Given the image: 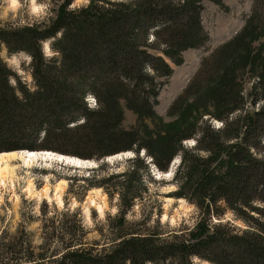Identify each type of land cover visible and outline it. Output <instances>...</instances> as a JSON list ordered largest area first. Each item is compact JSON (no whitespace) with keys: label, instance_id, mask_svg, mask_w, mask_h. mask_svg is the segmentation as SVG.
Here are the masks:
<instances>
[{"label":"trees","instance_id":"trees-1","mask_svg":"<svg viewBox=\"0 0 264 264\" xmlns=\"http://www.w3.org/2000/svg\"><path fill=\"white\" fill-rule=\"evenodd\" d=\"M50 1L53 18L0 23V154L135 156L122 172L84 180V191L102 188L117 198L118 212L97 228L98 240L87 239L79 211L43 214L40 245L25 227L1 234L0 264H264V0H252L241 29L202 58L171 103L169 123L156 110L162 88L183 54L209 41L205 3L225 7L224 0ZM4 53L27 57L30 81ZM243 70L256 77L247 97ZM201 94L209 100L190 102ZM121 101L137 127L122 128ZM177 156L173 195L194 205L200 220L163 237L147 227L158 203L147 182L157 184L152 169L167 172ZM144 203L148 215L129 222ZM228 213L244 227L223 221Z\"/></svg>","mask_w":264,"mask_h":264},{"label":"rangeland","instance_id":"rangeland-1","mask_svg":"<svg viewBox=\"0 0 264 264\" xmlns=\"http://www.w3.org/2000/svg\"><path fill=\"white\" fill-rule=\"evenodd\" d=\"M86 2V0H76L77 5ZM252 4V0H224L225 7H220L211 2L205 3L203 23L209 34V41L202 48L186 51L183 54L184 64L174 66L172 77L168 84L162 88L156 110L165 123L173 121V118L167 116L168 109L171 103L184 91L197 71L202 58L209 55L241 29L245 19L251 13ZM54 16L55 13L50 0H0V23L24 25ZM3 56L10 67L26 77L28 81L31 80L30 76L24 74L22 68V64L27 65L28 63L25 55L7 58L4 53ZM240 80L242 81L243 93L247 97L256 77L247 70H243L240 74ZM204 95L201 94L195 99H190V102L209 100ZM92 104L94 106V101ZM121 108L124 115L122 128L137 127L140 123L137 115L129 111L122 101ZM189 121H192V116H190ZM214 124L220 126L216 121ZM146 126L152 128L153 125L147 122ZM194 145V139L183 142L185 148H192ZM125 154H123L122 160L114 158L112 161L108 159L106 162V158L109 157L98 161L90 160L96 164L97 167L94 168H74L55 161L40 159L31 161L30 165L19 159L2 161L1 166L7 164L9 169L5 174L4 182H0V236L3 232L15 235L18 230L25 227L28 232L33 234L34 243L40 245L42 243L41 228L44 224L42 221L43 214H47V218H51L57 212L69 210L70 212H80L84 226L90 231L87 239L89 241L98 240L100 235L96 231L97 228L107 222L108 216H115L118 212L117 198L115 196L113 200H110L102 188L94 187L84 191L82 187L89 185L84 180L91 182L93 176L122 172L125 169L126 161L131 159V157L127 158ZM141 157H144L143 153ZM175 160L171 163L172 169L169 172H161V179H157L158 170L152 169V175L157 184L147 182L151 190L157 192L158 200L154 212L147 217L149 218L147 227L162 235L189 232L196 227L200 220V212L194 205L189 204L185 199V201H179L174 197L173 193L177 190L176 185L172 183L174 175L169 178L165 177L167 173H175L180 165V156L175 157ZM148 161L151 160L148 159ZM174 163L176 164L174 165ZM148 213L149 210L144 203L136 206L127 215V219L129 222H140ZM229 220L233 221L236 226L244 227L241 222H235L232 213H228L223 219V221ZM166 236L163 235V237Z\"/></svg>","mask_w":264,"mask_h":264},{"label":"bare ground","instance_id":"bare-ground-1","mask_svg":"<svg viewBox=\"0 0 264 264\" xmlns=\"http://www.w3.org/2000/svg\"><path fill=\"white\" fill-rule=\"evenodd\" d=\"M14 3V2H13ZM144 155V154H143ZM125 156L128 158L133 157L132 153H126ZM116 158L117 159H123L124 155L120 154L114 157H110V161H112V159ZM8 159H19V160H23L25 163L29 164L31 161H36V160H44V161H55L61 164H65L67 166H71V167H76V168H94L97 167L95 163H93L92 161L89 160H81L79 158H75V157H71V156H64L61 154H57L54 152H49V151H18V152H10V153H2L0 154V182H4V177L5 174L8 172V165H2L1 166V162L2 161H6ZM176 161V160H175ZM178 162V160L176 161ZM6 163V162H5ZM31 164V163H30ZM29 164V165H30ZM176 163H174L175 165ZM174 167V166H173ZM174 172H170L165 174V177L169 178L173 176ZM157 174V173H156ZM6 178V177H5ZM162 178V174L159 172L157 179H161ZM100 190V189H99ZM179 201H185L180 199ZM87 212L89 211L88 209L86 210Z\"/></svg>","mask_w":264,"mask_h":264},{"label":"water","instance_id":"water-1","mask_svg":"<svg viewBox=\"0 0 264 264\" xmlns=\"http://www.w3.org/2000/svg\"><path fill=\"white\" fill-rule=\"evenodd\" d=\"M123 154H125V153H123ZM133 154V157H131V158H134V156H135V154L134 153H132ZM110 158V157H109ZM109 158H106V162H108V159ZM171 166H169V170L167 171V172H169L171 169H172V167L170 168ZM159 172V171H158ZM156 176V175H155ZM217 223H219V222H217Z\"/></svg>","mask_w":264,"mask_h":264}]
</instances>
